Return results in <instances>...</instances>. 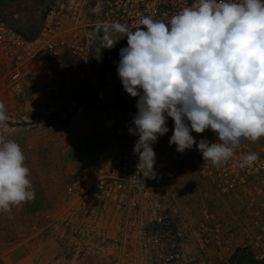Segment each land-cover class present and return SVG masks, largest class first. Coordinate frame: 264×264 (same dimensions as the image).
<instances>
[{"label":"built area","instance_id":"1","mask_svg":"<svg viewBox=\"0 0 264 264\" xmlns=\"http://www.w3.org/2000/svg\"><path fill=\"white\" fill-rule=\"evenodd\" d=\"M44 12L39 32L34 37L21 33L14 23L0 18V55L7 68L6 90L12 97H22L35 75V63H46L52 77L46 89L58 92L63 82L94 85L99 83L96 99L110 105L107 127L115 143L111 161L94 172L76 177L70 191L83 201H93L114 212L121 224V248L129 236L136 240L131 250L134 259L151 264H181L185 246L192 243L199 254L217 251L228 261L237 251L250 250L264 261V138L256 142L242 141L234 156L220 166L202 157L194 145L183 153L169 144L174 122L167 119L169 131L153 145L156 153L155 178L137 172L139 158L133 148L138 136L129 134L137 112L138 97L128 95L117 75V69L103 73L99 67L103 27L114 21L131 30L146 15L164 20L191 6L194 0H43ZM143 27V26H141ZM127 47V38L117 43ZM66 56L73 58L76 68L67 70ZM62 71V74H58ZM115 76V77H114ZM199 142L203 138L216 141L211 130L192 133ZM255 152L258 160L250 167L239 166L244 154ZM188 165L210 183L215 195L225 203L236 202L235 213L229 206L219 215L209 205L192 207L168 201L166 187L175 180L178 168Z\"/></svg>","mask_w":264,"mask_h":264},{"label":"clouds","instance_id":"2","mask_svg":"<svg viewBox=\"0 0 264 264\" xmlns=\"http://www.w3.org/2000/svg\"><path fill=\"white\" fill-rule=\"evenodd\" d=\"M131 30L118 21L103 27L102 48L122 38L117 75L125 92L138 97L129 134L137 172L155 178L153 145L174 122L170 145L183 153L195 145L205 161L220 166L242 141L264 138V0H194L166 22L141 17ZM143 26V27H141ZM9 117L0 101V126ZM211 130L216 141L192 133ZM258 154H244L250 167ZM26 156L15 140L0 134V213L35 199Z\"/></svg>","mask_w":264,"mask_h":264},{"label":"rangeland","instance_id":"3","mask_svg":"<svg viewBox=\"0 0 264 264\" xmlns=\"http://www.w3.org/2000/svg\"><path fill=\"white\" fill-rule=\"evenodd\" d=\"M44 12L43 0H0V18L14 23L27 37L40 30ZM120 47L107 49L108 58L100 55L103 73L117 68ZM73 71L76 64L70 56L64 59ZM58 74H62L59 71ZM115 77V76H114ZM7 68L0 55V101L5 104L9 120L0 126V134L20 144V137L32 136L37 141V162L30 169L35 199L14 207L11 213H0V264H151L146 259H134L131 250L136 240L127 237L121 248V224L114 212L93 201H83L70 191L75 179L63 174L52 161L65 145L68 125L103 113L110 119V105L105 111L96 99L99 83L106 78L97 76L94 85L63 82L58 92L46 89V82L32 81L22 97H12L6 90ZM119 79V77H115ZM109 125H106V129ZM102 144L107 146L106 136ZM37 163V164H36ZM175 180L165 189L167 200L192 207L209 205L217 214L227 209L237 212L236 202L225 203L188 165L178 168ZM260 252L264 253V247ZM225 256L217 251L199 254L192 243L185 246L181 264H219ZM264 264V261H261Z\"/></svg>","mask_w":264,"mask_h":264},{"label":"crops","instance_id":"4","mask_svg":"<svg viewBox=\"0 0 264 264\" xmlns=\"http://www.w3.org/2000/svg\"><path fill=\"white\" fill-rule=\"evenodd\" d=\"M45 66L46 63L42 61H37L34 65V80L36 76L37 83L51 81L52 77L47 74ZM106 122L107 119L101 112L68 125L70 131L64 138L66 145L57 154H53L52 158V161L59 164L63 174L73 178L85 176L111 161L115 153V143L106 129ZM103 135L107 139L106 147L102 144ZM20 144L26 156L25 163L31 169L38 159L33 152L37 148V141L27 135L20 137Z\"/></svg>","mask_w":264,"mask_h":264},{"label":"trees","instance_id":"5","mask_svg":"<svg viewBox=\"0 0 264 264\" xmlns=\"http://www.w3.org/2000/svg\"><path fill=\"white\" fill-rule=\"evenodd\" d=\"M100 52L105 61L108 58L107 48H102V41L100 45ZM117 69V68H115ZM108 106L103 105L97 107L98 110L105 111ZM262 262L256 259L254 253L250 250L237 251L228 261H222L219 264H261Z\"/></svg>","mask_w":264,"mask_h":264},{"label":"water","instance_id":"6","mask_svg":"<svg viewBox=\"0 0 264 264\" xmlns=\"http://www.w3.org/2000/svg\"><path fill=\"white\" fill-rule=\"evenodd\" d=\"M110 124H111V121L108 120V121L106 122V125H110Z\"/></svg>","mask_w":264,"mask_h":264}]
</instances>
